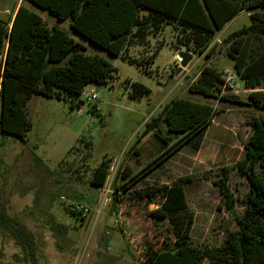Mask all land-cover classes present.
<instances>
[{
	"label": "rangeland",
	"instance_id": "1",
	"mask_svg": "<svg viewBox=\"0 0 264 264\" xmlns=\"http://www.w3.org/2000/svg\"><path fill=\"white\" fill-rule=\"evenodd\" d=\"M17 1L0 0V18H9L5 9H12ZM21 1L46 25L59 26L82 44L86 53L100 54L114 67L106 82L84 86L79 106L70 107L69 100L62 98L32 94L25 105L31 121L25 135L21 138L0 133V200L8 215L33 232L38 264H144L148 244L159 247L173 234L166 219L150 214L160 198L150 203L129 199L128 191L154 181L171 183L187 174L198 177L184 184L188 205L195 213L189 238L197 245L220 244L223 229L237 226L235 217L242 212L249 188L246 177L234 167L244 155L243 145L251 133L248 118L264 117V108L254 105L248 97L249 89L238 78L233 88L242 103L236 104L190 92L187 85L205 63L223 72L233 71L223 38L250 22L246 11L215 32L212 42L220 45L212 56L189 51L177 39L179 30L165 25L149 38L148 45L133 43L124 49L127 57L140 61L136 65L121 55L109 54L74 31L69 18L59 20L48 9ZM179 51L190 52L192 58L176 73L179 65L175 54ZM151 54L153 58L146 63ZM129 82L141 83L150 92L130 98ZM91 93H96L97 99L88 102L85 96ZM178 97L211 103L223 111L209 124L198 151L189 143L182 144L155 168L142 172L144 165L167 145L151 132L137 144L139 154H134L132 145L145 122ZM165 126L161 122V127ZM103 159H110L107 179L101 187L92 186V171ZM124 165L131 167L136 177L130 189L116 190L118 184L127 183L121 178ZM223 167L229 168V186L238 197L232 208H226L212 183ZM204 172L209 179L201 178ZM116 194L123 199L116 201ZM71 201L88 206L83 222L63 209V202ZM22 259L21 249L0 229V264H24Z\"/></svg>",
	"mask_w": 264,
	"mask_h": 264
},
{
	"label": "trees",
	"instance_id": "2",
	"mask_svg": "<svg viewBox=\"0 0 264 264\" xmlns=\"http://www.w3.org/2000/svg\"><path fill=\"white\" fill-rule=\"evenodd\" d=\"M46 8L57 19L69 18L70 27L113 56L125 55L133 43L148 45L165 25L179 30L178 41L189 51L212 56L219 42L212 37L236 14L247 11L248 24L234 29L223 38L226 54L233 61V71L240 84L249 89L248 97L258 108H264V0H29ZM11 16V15H10ZM85 47L57 25L49 27L36 12L22 3L12 19L0 18V133L23 137L31 121L26 101L32 94L69 100L79 106L83 88L88 83H104L114 69L112 63L97 53H86ZM153 54L145 62L149 63ZM147 71V70H146ZM223 70L205 63L197 77L188 83V91L213 97L221 102L242 103L234 88L224 86ZM130 98L147 95L150 89L129 82ZM223 109L217 105L174 98L145 122L132 150L139 154V143L148 132L167 147L148 161L142 172L152 170L182 144L194 150L200 147L208 123ZM165 123V129L161 127ZM251 133L244 143V155L234 167L248 181L242 212L235 217L236 227L223 229L222 242L215 246L194 244L190 229L194 211L189 207L184 184L197 176H178L171 183L154 181L128 191L129 199L148 203L160 198L150 211L156 219H166L173 237L161 246L148 244L144 264H264V117L248 118ZM109 160H101L93 169L89 182L104 185L109 174ZM132 169L124 165L120 183L115 188L130 189ZM200 178V177H199ZM201 178L209 179L207 172ZM217 186L226 208H232L238 197L229 186V168H221ZM119 194L115 200H122ZM64 203V202H63ZM63 209L80 222L81 211ZM58 225V224H57ZM58 227H61L58 225ZM0 229L21 249L24 264H38L35 236L19 219L7 214L0 200ZM27 262V263H26Z\"/></svg>",
	"mask_w": 264,
	"mask_h": 264
},
{
	"label": "built area",
	"instance_id": "3",
	"mask_svg": "<svg viewBox=\"0 0 264 264\" xmlns=\"http://www.w3.org/2000/svg\"><path fill=\"white\" fill-rule=\"evenodd\" d=\"M5 14L10 16V15H12V12L9 10H6ZM175 59L177 61V65H179L181 58L178 56V54H175ZM222 77L225 80L224 86H228L230 88L234 87V79L237 78L234 71L225 70L222 73ZM85 97H86V100L88 102H92V101L97 99L96 93L88 94ZM62 199H64V198L62 197ZM64 203H66L71 210L81 211L82 214H85L86 212L89 211L88 206H86L85 204H83L81 202L71 201V202H64Z\"/></svg>",
	"mask_w": 264,
	"mask_h": 264
},
{
	"label": "crops",
	"instance_id": "4",
	"mask_svg": "<svg viewBox=\"0 0 264 264\" xmlns=\"http://www.w3.org/2000/svg\"><path fill=\"white\" fill-rule=\"evenodd\" d=\"M21 3H22V1H21V0H18L16 3H14L12 9L9 10V11L12 12V15H11V16H7V17H9L10 20L12 19L13 15H14L15 9H16L17 6H18L19 4H21ZM6 10H8V9H5V11H6ZM243 12H244V11H242V12L236 14V15H235L234 17H232L228 22H226V24H228L230 21H232V20L235 19L236 17H239V15H241ZM246 15H248V12H247V11H246ZM3 19H7V18L4 17ZM226 24H225V25H226ZM244 24H248V23H244ZM225 25H224V26H225ZM224 26H223V27H224ZM223 27H222V28H223ZM217 68H218V67H217ZM218 69H219V68H218ZM198 73H199V72H198ZM198 73H197V74L191 79V81H193V80L197 77ZM191 81H190V82H191ZM214 118H215V117H214ZM214 118L208 123V125H207V127H206V130H207L209 124H211V123L213 122ZM148 133H149V132H148ZM151 133H152V132H151ZM202 141H203V140H202ZM202 143H203V142H201L200 147L197 149V151L201 148Z\"/></svg>",
	"mask_w": 264,
	"mask_h": 264
},
{
	"label": "water",
	"instance_id": "5",
	"mask_svg": "<svg viewBox=\"0 0 264 264\" xmlns=\"http://www.w3.org/2000/svg\"><path fill=\"white\" fill-rule=\"evenodd\" d=\"M178 56L181 58V60H180L179 67L176 70V73H179L182 68H185L187 66L188 62L192 58V54L188 51H179ZM170 69H172V68H170Z\"/></svg>",
	"mask_w": 264,
	"mask_h": 264
}]
</instances>
